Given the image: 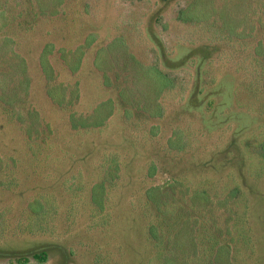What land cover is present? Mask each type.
<instances>
[{"label": "rangeland", "instance_id": "rangeland-1", "mask_svg": "<svg viewBox=\"0 0 264 264\" xmlns=\"http://www.w3.org/2000/svg\"><path fill=\"white\" fill-rule=\"evenodd\" d=\"M13 2L24 8L21 0ZM184 2L71 0L67 15L41 20L32 31L22 34L20 52L28 57L34 78L30 99L52 129L51 149L57 157L39 163L34 170L23 133L0 109V153L16 157L19 173L15 186L0 188V210L10 207L6 212L13 223L31 196L51 192L56 183L61 190L69 184L79 190L69 196L55 193L47 207H57V214L52 212L54 224L48 220V211L44 223L31 225L32 232L19 233L10 224L0 236V264H20L13 255L39 248L46 249V260L37 263L30 257L24 264H157L153 255L157 245L147 230V219L153 215L143 205V188L167 185L171 175L189 188L205 190L215 200L214 225L222 235H226L224 225L236 231L233 254L237 264H264V157L254 147L264 137V100L256 87H251V73L235 68L240 67L242 55L230 56L226 50L229 40L222 39L221 48L208 58L193 54L197 44L214 40L215 35L205 24L175 19L176 9ZM240 25L247 26L243 21ZM87 32L96 33L98 44L122 35L143 63H156L175 76L176 85L161 99L163 116L151 119L158 124V133L143 136L140 130L148 122L123 120L118 108L101 128L74 130L67 125L66 111L44 96L35 62L41 43H70ZM232 46L240 53V46ZM53 63L59 78L79 82L80 98L74 109L87 112L101 99L115 96L112 89L101 85L99 73L90 64V53L74 74L56 60ZM178 131L183 138L190 137L189 145L180 151L173 142ZM110 154H116L120 162L119 176L109 190L107 212L103 211L107 223L98 225L86 190L100 177L98 164ZM149 163L155 168L147 176ZM234 188L238 191L230 193ZM219 198H226V204L218 202ZM72 207L74 211L67 215ZM228 207L231 212L224 211ZM24 213L23 218H32L26 209ZM195 227V223L191 225L193 233ZM179 241L188 243L184 234ZM175 251L181 252L179 248Z\"/></svg>", "mask_w": 264, "mask_h": 264}, {"label": "trees", "instance_id": "trees-1", "mask_svg": "<svg viewBox=\"0 0 264 264\" xmlns=\"http://www.w3.org/2000/svg\"><path fill=\"white\" fill-rule=\"evenodd\" d=\"M21 2L24 8L17 7L18 3L13 0H0V109L23 133L30 159L34 161L33 169L36 170L39 163L54 160L57 155L51 149L52 129L30 99L34 78L28 57L20 52V38L23 33L32 31L41 20L59 19L67 15L65 10L71 0ZM174 17L179 22L205 24L206 30L214 32V40H205V43L197 44L194 50L196 53L193 54L201 58H208L220 49L222 39L226 42L229 40L226 50H230V56L238 58L242 55L239 58L242 62L240 67L236 65L235 68H241L242 73H251L248 72L253 76L251 87H256L264 100V0H185L176 9ZM242 21L247 25L245 28L238 26ZM72 41L56 45L54 41L46 40L41 43L35 59L43 79V94L52 104L66 111L67 125L74 130L98 129L118 108L123 120L131 123L138 120L141 124L148 122L147 127L142 126L140 130L143 136L158 133L159 126L151 119L163 116L161 99L164 92L176 85L175 76L156 63H143L130 51L122 35L98 44L95 43L96 33L87 32L80 40ZM233 43L241 47L240 53L236 52ZM89 53L90 64L99 73L101 85L112 89L115 96L101 99L89 111L83 112L73 107L80 98L79 82L77 79L65 81L59 78L53 60L59 62L69 74H74L80 70ZM189 138H183L179 131L175 133L173 142L175 148L179 149L177 151L189 145ZM254 144L255 152L264 157V137ZM116 156L110 154L103 157L98 164L100 177L92 181L86 190L87 202L92 208V216H98L95 222L98 225L107 221L103 211H106L109 190L119 176L120 162ZM16 160L12 154L0 153L1 189L16 185L15 178L19 174ZM154 168L153 164H148L147 176L152 175ZM181 181V178L171 175L170 180L165 182L167 185L156 183L143 188V205L153 215L152 219H147V230L157 245L153 253L157 264H237L233 254V243L238 240L236 231L224 225L226 235H222L221 229L213 222L214 210H217L213 205L215 200L207 196L205 190L189 188ZM75 190H79V186L69 184L61 190L56 183L51 192L31 196L19 210L18 216H21H16L13 223H10L6 212L10 207L0 210V236L7 232L5 230L10 224L19 233L32 232L31 225L44 223L46 211L49 213L48 220L54 224L57 207H47L55 200V193L69 196ZM236 190L234 188L229 192ZM70 201L72 204V198ZM225 201L226 198H219L218 202L226 204ZM25 209L29 215L32 214L31 219H26L27 216L23 218ZM73 211L74 207L69 208L66 214ZM224 211L231 212V208ZM226 218H229V214ZM194 223L196 227L193 233L191 225ZM182 234L187 237L188 243L179 241ZM178 248L181 252L177 253L175 250ZM30 257L42 263L47 257L46 249L13 255V259L20 264L26 263Z\"/></svg>", "mask_w": 264, "mask_h": 264}]
</instances>
